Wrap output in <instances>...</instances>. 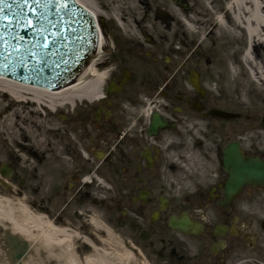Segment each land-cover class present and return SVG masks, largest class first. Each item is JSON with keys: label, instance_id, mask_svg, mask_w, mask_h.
<instances>
[{"label": "flooded vegetation", "instance_id": "af4514ba", "mask_svg": "<svg viewBox=\"0 0 264 264\" xmlns=\"http://www.w3.org/2000/svg\"><path fill=\"white\" fill-rule=\"evenodd\" d=\"M111 36L112 47L103 49L94 64L105 74L98 96H89L86 89L82 92L76 79L67 88H77L80 94L70 102L58 103L53 110L48 103L44 107L25 103L22 112H32V119L24 121L25 129L35 128L33 121L40 112L46 119L44 130L53 125L55 131H46L49 138L43 146L38 141L41 137L25 134L21 147L12 145L6 157L9 161L2 163L0 170L5 166L10 180L18 182L13 192L39 194L48 189L50 179L49 200L38 206L40 210L48 212L45 204H59L63 208L55 213L58 221L74 213L83 225H90L98 212L110 226L121 227L129 243L168 254L170 264H264V182L244 185L234 194L227 191L229 172L223 165L224 150L236 141L225 147L223 142H215L207 152L211 173L203 184L197 182L201 186L190 193L187 208L178 210L161 187L166 167L162 148L169 134L191 117L199 122H225L212 117V109L236 113L217 108L207 94L200 97L190 85L191 70L181 75L187 80L184 88L178 86V68L173 67L171 57L164 63L160 60L159 45L153 37L146 40V46ZM156 114L167 128L152 131ZM247 118L248 151L243 148L245 143H237L247 159L264 163V113ZM27 163L35 165L30 168L31 176L25 169ZM54 166L68 167L53 174ZM183 217L199 228L196 235L171 229V220ZM166 229L172 238H163L169 232Z\"/></svg>", "mask_w": 264, "mask_h": 264}, {"label": "rangeland", "instance_id": "374dc122", "mask_svg": "<svg viewBox=\"0 0 264 264\" xmlns=\"http://www.w3.org/2000/svg\"><path fill=\"white\" fill-rule=\"evenodd\" d=\"M101 12V15H105L104 28L105 30V42L103 44L104 50L112 47L111 34L115 37V40L122 41L123 30L120 27L122 25L118 24L114 20V13L112 12L113 7L110 0H92ZM138 2L137 0H135ZM130 3L127 0L122 1L123 9L126 8V16L128 19V24L125 26L126 30H129L133 35V40L138 43L141 42L143 45H147L145 32L150 37L158 42L159 54L161 56V61L164 63L166 57H171L173 59V67H177L179 71L178 86L184 84V79L181 75L183 72H188L190 70H195L202 80V85L207 92L208 101L215 105L217 108L229 110L241 115V119L233 122H199L196 118L191 117L185 119V123L179 128L175 133L168 135V141L165 142L162 152L165 154L166 167L163 170L161 187L164 190L167 197L170 198L173 204H175L178 210L187 208V202L190 198V193L194 190L195 186H201L204 183L203 179L207 174L211 173V167L207 165L208 151L214 147L215 142H223L222 147H225L229 142L236 141L243 144L244 150L248 151V132L250 123L246 120L253 118L254 114L257 112L264 113V92L256 94L257 84L248 80L246 76L238 75L235 78L226 71V66L230 62L225 61V57L228 54H233L234 50L238 49L239 56L242 54V42L229 43L226 37L216 39L211 37L202 48L193 52L192 43L196 41V38H184L180 37L171 39V47L169 46V41L166 40V35H169V31L159 25V19L162 17L157 12V9L151 5V11H148V7L143 6L140 3H136V9L130 7ZM132 6V5H131ZM212 7L219 10L223 7V3L215 2ZM131 9L132 12H130ZM164 11V10H163ZM124 17V16H122ZM158 18V19H156ZM126 24V23H125ZM125 33V32H124ZM217 36V35H216ZM181 40L185 41V44L189 46L188 49H184ZM197 42V41H196ZM109 46V47H108ZM170 47V48H169ZM169 49H174V53H170ZM181 49V50H179ZM224 65V66H223ZM185 68H182V67ZM225 68V69H224ZM224 69V70H223ZM187 70V71H186ZM180 76L182 78H180ZM187 85V84H186ZM184 88V86H182ZM255 90V91H254ZM10 109L16 114H19L16 108L12 107L10 101ZM0 106V112L4 113V107ZM23 110V109H22ZM21 129L24 128V123L20 124ZM21 134V132L19 133ZM223 136H222V135ZM14 134L11 135L9 141V146H4L0 142V155L4 158L0 159V165L9 161L8 154L13 150L12 143L15 140ZM15 147V144H14ZM194 154L197 159L188 161V157ZM179 159L181 164H179ZM181 165V166H178ZM35 166L34 163H27L25 165L26 172L29 176L32 175L31 167ZM68 166L52 167V173H63ZM175 167V168H173ZM20 168V167H19ZM22 170V168H20ZM30 169V170H29ZM56 172H53L55 171ZM26 173V174H27ZM35 174V172H33ZM198 181H202L201 184L197 185ZM8 184L0 181V197L10 199V206L13 208L18 204L26 205L30 208L31 212L43 215L52 221L55 226L70 229V232H76L81 238H86L90 242L94 243L100 253L106 254L108 258L111 259L113 264H170L167 257L168 254L157 253L155 248L149 246H140L134 242L129 243V237L124 234L121 227L110 226L107 224L98 212L96 213L98 225H83L81 221L76 219L75 214H68L65 216L64 220L58 221L55 213H60L61 208L59 204L55 207L48 204L47 211H42L38 206L43 205L45 199L49 200L47 191L52 186L51 180L49 179L48 189L41 191L39 194L30 195L26 190L22 193L15 194L13 190L19 187L18 182L14 180H8ZM42 193L44 196H42ZM54 191L50 194L51 201ZM100 199V198H99ZM6 200V199H4ZM68 200V199H67ZM8 201V200H6ZM13 205H12V203ZM57 202V200H54ZM16 204V205H14ZM15 210V208H14ZM100 215V216H99ZM15 216L17 218L23 216L20 209L15 210ZM26 217V216H24ZM60 219V217H58ZM65 221V222H64ZM166 231H169L166 229ZM170 231L166 236L162 235L163 238L170 239ZM172 234V233H171ZM5 238L3 237V240ZM6 246V245H4ZM91 253L90 250H83L80 255V264H84V256ZM92 254V253H91ZM132 254V257L130 256ZM130 258V259H129ZM125 260H129L124 262Z\"/></svg>", "mask_w": 264, "mask_h": 264}, {"label": "bare ground", "instance_id": "6f19581e", "mask_svg": "<svg viewBox=\"0 0 264 264\" xmlns=\"http://www.w3.org/2000/svg\"><path fill=\"white\" fill-rule=\"evenodd\" d=\"M122 1L124 0H110L113 7L112 12L120 25L122 23L120 26L123 30L122 35L129 42L133 39V35L125 29L128 19ZM127 1L131 2L130 7L133 9H136V3L148 7V11H151V5L157 9L162 17L159 19V25L165 27L163 28L165 31L170 32L169 35H166L170 47L171 39H179L180 37L189 38L188 40L190 38L197 39V42L192 43L191 50H194L193 52L202 50L206 42L214 36L216 39L226 37L228 44L241 41L242 55L239 56L238 49L234 50L233 54H228L225 57L227 59L225 63L230 62V64L226 66V71L225 68L223 69V72H228V76L232 75L234 78L238 75L246 76L253 84H257L256 94L264 92V0ZM217 1L223 3V7L219 10L212 7L213 3ZM76 2L91 12L99 22V52L101 53V48L105 42L101 24L106 16L101 15L97 5L92 0H76ZM183 6L186 7V10L183 9ZM128 10L132 12L131 9L128 8ZM115 17H113L114 20ZM181 43L184 49L189 48L184 40H181ZM169 52L174 53L175 50L169 49ZM94 64L95 62L83 72L82 77H79L78 80L83 87L80 90L86 89L89 96L95 97L100 94L101 86L105 82V74L100 73ZM80 90L77 88L68 90L66 88L47 91L41 87L23 86L0 76V106L4 107L5 110L4 113L0 112V142L4 146H9L10 137L14 134L17 138L11 145L17 143L21 147L23 134H25L35 139L41 137L38 141L43 146L49 138L47 133L52 134L55 127L50 125L48 130H44L47 128L46 119L44 114L39 112V116L33 121L35 128L21 129L20 124L22 122L32 119V112H22L25 103L27 105L40 104L43 107L45 103H48L50 110H53L58 103L74 100L76 95L80 94ZM10 101L12 107L20 111L19 114L10 109ZM39 128L41 135H39ZM20 132L21 134H19ZM188 159L190 162L196 160L197 157L192 154ZM9 204L10 199L0 197V264H10L4 246L7 243L3 240V237L8 234L16 236V242L20 240L28 245V251L19 262L20 264H80V255L83 250H90L92 253L84 256V264H113L106 254L99 252L100 249L94 243L86 238H81L78 233L55 226L47 217L31 212L30 208L23 204L20 206L14 204L16 205L15 210L20 209L23 214L17 218L14 208ZM89 224L94 225V227L98 225L95 218L91 219ZM130 256L132 257V254ZM127 261L129 260L124 262Z\"/></svg>", "mask_w": 264, "mask_h": 264}, {"label": "water", "instance_id": "95a60500", "mask_svg": "<svg viewBox=\"0 0 264 264\" xmlns=\"http://www.w3.org/2000/svg\"><path fill=\"white\" fill-rule=\"evenodd\" d=\"M97 39L93 15L75 0H0V75L50 90L60 89L91 61ZM191 84L204 96L197 75L192 74ZM211 114L235 118L219 111ZM158 128L164 129L166 124L155 115L151 129ZM224 155L225 169H230L228 194L244 185L264 182V163L246 160L239 145L228 146ZM170 227L193 233L199 229L186 217L173 218ZM16 240L9 234L4 239L10 264H20L28 251L26 243Z\"/></svg>", "mask_w": 264, "mask_h": 264}, {"label": "snow or ice", "instance_id": "6c2138e0", "mask_svg": "<svg viewBox=\"0 0 264 264\" xmlns=\"http://www.w3.org/2000/svg\"><path fill=\"white\" fill-rule=\"evenodd\" d=\"M25 3H27V0H25Z\"/></svg>", "mask_w": 264, "mask_h": 264}]
</instances>
